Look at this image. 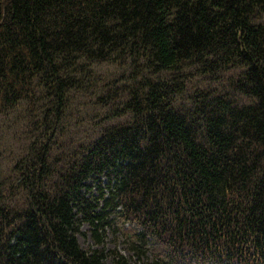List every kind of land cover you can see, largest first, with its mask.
Returning <instances> with one entry per match:
<instances>
[{"label": "trees", "instance_id": "16d2710c", "mask_svg": "<svg viewBox=\"0 0 264 264\" xmlns=\"http://www.w3.org/2000/svg\"><path fill=\"white\" fill-rule=\"evenodd\" d=\"M15 118L0 264H264V0H0Z\"/></svg>", "mask_w": 264, "mask_h": 264}, {"label": "rangeland", "instance_id": "374dc122", "mask_svg": "<svg viewBox=\"0 0 264 264\" xmlns=\"http://www.w3.org/2000/svg\"><path fill=\"white\" fill-rule=\"evenodd\" d=\"M19 119L20 118H15L12 122L5 121L0 123V153H2L3 151L11 152L12 150H16L19 146L22 147L25 143L27 138L26 134L24 133V126L22 124V121L19 122ZM7 123L9 124L6 129L2 130V127ZM14 123L17 124L15 125ZM83 230H88V226H84ZM79 239L84 248H87L88 245L93 244V240L91 238H87L85 240L83 237H80ZM108 243V249L117 247L121 253L129 256V252L127 251L123 239L120 238L118 240H114L113 235H110L108 238ZM106 262L107 264H112L111 259L107 260Z\"/></svg>", "mask_w": 264, "mask_h": 264}]
</instances>
